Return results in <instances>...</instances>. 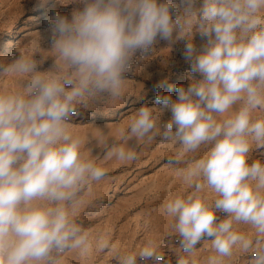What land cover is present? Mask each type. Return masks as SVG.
<instances>
[{
    "label": "clouds",
    "instance_id": "1",
    "mask_svg": "<svg viewBox=\"0 0 264 264\" xmlns=\"http://www.w3.org/2000/svg\"><path fill=\"white\" fill-rule=\"evenodd\" d=\"M72 2L82 7L53 15L39 36L47 55L0 59V77L15 81L0 89V264H63L69 253L171 264L163 238L174 234L175 264H264V159L253 158L264 157V0H179V12L172 0ZM196 32L206 39L200 49ZM159 40L167 52L185 42L189 86L135 110L116 137L82 132V111L123 102L133 59ZM157 138L176 147L165 164L186 190L162 205L164 237L124 249L110 233L93 234L79 210L107 178L106 161H135ZM93 140L102 156L92 155Z\"/></svg>",
    "mask_w": 264,
    "mask_h": 264
},
{
    "label": "rangeland",
    "instance_id": "2",
    "mask_svg": "<svg viewBox=\"0 0 264 264\" xmlns=\"http://www.w3.org/2000/svg\"><path fill=\"white\" fill-rule=\"evenodd\" d=\"M164 2V0H159ZM179 12V0H172ZM82 7L72 0H0V59L11 60L19 53L47 55L39 47V36L43 38L49 26L48 20L55 14L71 18L73 9ZM193 42L200 49L206 42L200 34H194ZM49 47L41 40V48ZM184 41L171 45L159 40L146 59H133V70L127 73L130 79L123 102L113 106L98 104L95 108L82 111L76 119L77 127L84 133L94 135L100 128L111 136H118L121 127H126L135 110L143 105H156L158 94L171 95L176 99L175 89L179 86L187 88L190 81L186 73L190 71V62L184 59ZM139 56V54H137ZM52 57L44 60L41 71L52 67ZM197 78H199L197 76ZM162 80L167 84L162 88L154 85ZM11 78L0 77V89L14 86ZM168 85H171V90ZM171 118L170 111H164L160 117L161 127ZM135 140H130L133 145ZM89 147L92 155H103V150L93 140ZM139 159L132 162H120L115 159L106 161L107 178L95 185L85 195L84 204L79 213L85 227L93 234L110 233L114 241L124 249L139 245L148 238H162L168 232L170 220L162 212V205L170 196L182 193L186 186L180 181L178 174L168 168L165 161L172 156L176 147L171 143H161L159 138L150 145H140L137 149ZM253 158H262L253 154ZM221 219L223 213L217 214ZM163 250L165 258L175 264L176 254L173 249L179 247L178 235L165 236ZM202 251V255H207ZM63 264H117L110 253H93L87 257L76 253L65 256ZM137 264H153L151 259L138 258ZM243 264V261H237Z\"/></svg>",
    "mask_w": 264,
    "mask_h": 264
}]
</instances>
